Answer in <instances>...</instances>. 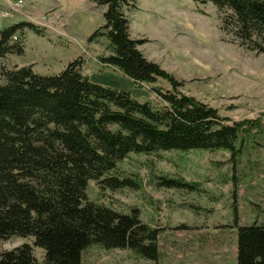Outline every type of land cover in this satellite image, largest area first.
I'll return each mask as SVG.
<instances>
[{"label":"trees","instance_id":"16d2710c","mask_svg":"<svg viewBox=\"0 0 264 264\" xmlns=\"http://www.w3.org/2000/svg\"><path fill=\"white\" fill-rule=\"evenodd\" d=\"M225 12L222 29L234 42L264 54V0H194ZM105 22L89 40L107 37L111 53L102 57L135 83L165 79L168 90L152 87L162 105L134 98L130 91L91 80L80 59L54 75L33 65L2 69L0 82V239L33 237L0 251V264H39L34 246L45 250L46 264H83L85 250L132 249L158 260L159 229L140 218L138 208L123 213L87 198L89 181L112 190L138 182L118 172L132 152L173 149H226L235 159L246 142L264 131V112L231 120L217 108L180 90L184 85L140 49L131 35L127 11L135 0H100ZM31 22L0 30V58L22 55L24 29ZM104 30V31H102ZM168 186L195 185L163 179ZM237 264H264V224L238 225Z\"/></svg>","mask_w":264,"mask_h":264},{"label":"rangeland","instance_id":"374dc122","mask_svg":"<svg viewBox=\"0 0 264 264\" xmlns=\"http://www.w3.org/2000/svg\"><path fill=\"white\" fill-rule=\"evenodd\" d=\"M11 1L16 0H0V30L31 22L40 33L25 28L24 53L0 58V82L3 68L33 65L36 73L54 75L80 59L92 81L162 105L152 87L168 90V81L135 83L102 62L111 53L107 37L89 40L105 22L100 0H24L19 10L10 7ZM135 2L136 8L127 11L132 37L144 41L140 49L150 60L184 82L181 91L231 120L264 112V54L234 42L222 29L225 12L194 0ZM117 170L139 185L112 190L91 180L87 198L123 213L138 208L140 218L160 231L161 256L151 260L129 248L93 244L83 264H237L238 225L264 224V131L250 138L235 159L226 149L132 152ZM164 178L195 187L168 186ZM33 242V237L0 239V251ZM34 254L46 264L43 248L34 246Z\"/></svg>","mask_w":264,"mask_h":264},{"label":"built area","instance_id":"2783aa9c","mask_svg":"<svg viewBox=\"0 0 264 264\" xmlns=\"http://www.w3.org/2000/svg\"><path fill=\"white\" fill-rule=\"evenodd\" d=\"M10 7L14 10H19V8L24 4V0H16L15 2H9Z\"/></svg>","mask_w":264,"mask_h":264}]
</instances>
